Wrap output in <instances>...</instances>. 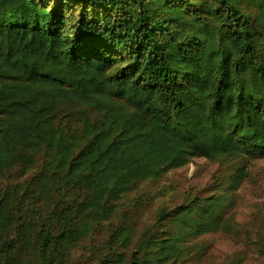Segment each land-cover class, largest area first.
I'll use <instances>...</instances> for the list:
<instances>
[{"label": "trees", "instance_id": "obj_1", "mask_svg": "<svg viewBox=\"0 0 264 264\" xmlns=\"http://www.w3.org/2000/svg\"><path fill=\"white\" fill-rule=\"evenodd\" d=\"M198 159L264 161V0H0V264H194L226 197L141 189Z\"/></svg>", "mask_w": 264, "mask_h": 264}, {"label": "rangeland", "instance_id": "obj_2", "mask_svg": "<svg viewBox=\"0 0 264 264\" xmlns=\"http://www.w3.org/2000/svg\"><path fill=\"white\" fill-rule=\"evenodd\" d=\"M251 168L254 179L244 182L235 193H228V186H222L221 164L194 160L164 180L142 187L144 194L155 199L147 205L141 222L152 221L158 209L178 206L196 194L224 195L228 202L226 227L195 241L193 246L201 250L194 264H264V161ZM139 197L133 194L131 198ZM142 227L139 225V230Z\"/></svg>", "mask_w": 264, "mask_h": 264}]
</instances>
